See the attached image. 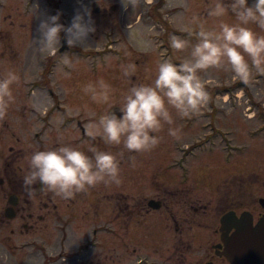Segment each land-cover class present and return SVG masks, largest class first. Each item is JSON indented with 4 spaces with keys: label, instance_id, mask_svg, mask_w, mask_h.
I'll return each mask as SVG.
<instances>
[{
    "label": "rangeland",
    "instance_id": "374dc122",
    "mask_svg": "<svg viewBox=\"0 0 264 264\" xmlns=\"http://www.w3.org/2000/svg\"><path fill=\"white\" fill-rule=\"evenodd\" d=\"M81 3L91 9L96 29L89 37L88 46H68L67 50L53 58H42L33 43V38L38 35L36 29L39 24L33 5H39L37 13L41 18L42 9L58 7L59 22L63 24L62 17L67 15V27ZM160 3V0H154L153 6H160ZM95 7L100 9L98 13L94 11ZM140 8V11H145L147 5L142 4ZM135 13L136 10L131 7L125 11L121 0H52V5L47 0H0V78L8 72H14L19 78L11 85L13 101L6 114L0 118V165L7 158L8 147L18 146L10 131L18 136L20 126L24 124L20 114L23 108L26 112V127L30 131L37 130L38 126L33 124L28 109L34 107L44 110L45 107L58 103L68 110L67 117L73 116L74 119L85 121L90 135L95 131L90 125L106 112L119 108L124 94L132 84L152 83L159 62L167 59L180 64L187 58L188 52H176L170 47V43L167 45L160 39L163 35L161 29L150 30L140 22L132 23ZM175 20L180 22L181 17L177 15ZM219 20L221 21L216 16L207 19L215 24ZM136 27L148 30L147 37L153 42V49L148 53L137 51L128 41L127 29ZM253 31L264 35V30ZM194 32L183 39L195 44L198 31ZM169 33L170 39V30ZM60 35L61 38L65 36L63 32ZM127 64H134L136 67L131 80L124 77L121 70V65ZM65 73H70V76L66 77ZM201 76L209 93L207 104L190 118H181L175 109H170L174 122L172 125L164 124L162 131L154 134L160 138V142L151 151L129 152L123 144H105L99 135L95 136L100 137L98 140L80 139V134L75 129L56 132L57 136L68 135L73 147L84 153L93 148L97 150L104 143L107 150L117 157L121 182H102L106 190H121L139 204L143 199L148 200L167 192L168 209L151 212L147 216L149 218L139 221L136 236H145L148 231L150 237L148 236L149 242H138L136 253L124 248L88 250L91 254L106 253L107 264H132L137 255L146 253L152 255L151 259L161 261L163 250L156 241L168 238V243L162 245V248L169 250L170 255L179 246L178 238L185 237L194 241L191 251L184 255L186 264H190L192 251H197V247L203 251L211 240L215 241L211 225L216 219V209L220 211L226 200L231 203L239 198L235 196V190L237 194L239 191L237 185L231 190L234 194L230 193L226 195L227 199L223 198L220 190L226 182L237 184L242 181L247 185L246 191L250 192L249 208L256 209V200L261 193L260 178L264 177L260 174L264 173V72L253 69L247 84L236 77L230 67L227 70L210 69L201 73ZM101 79L111 86L109 103L93 101L83 91L89 83L97 86L99 91L98 82ZM49 88L53 92V98L49 97ZM60 117V114L55 116L57 120ZM5 123L10 125L9 131L6 130ZM170 127L178 130L179 139L169 135ZM30 131L27 132V140ZM47 136V140L51 141L54 132ZM92 142L96 147H90ZM36 145L38 144L34 140L29 142L30 149ZM188 146L189 149L186 150ZM102 183L97 184V188ZM219 201L221 203L217 205ZM3 205L4 200L0 194V207ZM85 210L84 204H80L76 210L78 216L72 222L59 220L56 223H37L34 230L22 235L15 223L8 228L0 227V261L4 258L2 253L7 252L8 262L17 264L36 261L41 264H82L83 262L76 260L75 253L83 248L86 241L91 240L92 231L99 226V223L82 218ZM91 214L90 212L89 215ZM190 221L194 225L187 228ZM200 223L204 226H197ZM107 225L113 230L115 223L111 219ZM174 225L179 226L180 233L175 232ZM145 227L148 228L147 231L144 230ZM11 228L14 229V234H11ZM130 229L128 224L122 231L129 234ZM106 234L104 237L107 242L123 247L119 243L120 237L117 240L112 234ZM86 236L89 237L85 238ZM34 251L37 255L32 254ZM176 260L177 257L175 260L169 259L172 264Z\"/></svg>",
    "mask_w": 264,
    "mask_h": 264
},
{
    "label": "clouds",
    "instance_id": "9594fccd",
    "mask_svg": "<svg viewBox=\"0 0 264 264\" xmlns=\"http://www.w3.org/2000/svg\"><path fill=\"white\" fill-rule=\"evenodd\" d=\"M152 3L154 0H121L125 11L129 7L136 9L142 4ZM33 7L39 19L36 29L38 35L33 38V43L42 58L55 54L61 44V32L65 34L69 47L88 46L89 37L96 29L91 9L87 5L81 3L67 27L59 22V12L41 18L37 13L39 5ZM229 10L238 22L228 24L221 21L218 30H206L201 24L195 44L172 35L170 47L176 52H188L187 58L180 64L167 59L159 62L152 83L132 84L119 106L121 115L117 116L113 110L106 112L90 125V128L95 129L90 135L93 138L99 135L107 145L123 144L129 152L151 151L160 142V138L154 134L161 132L164 124L172 125L174 122L170 109H175L181 118H190L207 104L209 93L201 73L210 69L227 70L230 67L234 75L247 84L253 69L264 72V35L248 27L256 23L264 30V23L261 22L264 0H252L251 4L249 0H230L228 4L218 2L209 14L222 17ZM147 31L141 27L127 29L128 41L142 53L153 49ZM121 70L123 76L131 80L136 67L134 64L121 65ZM65 76L69 77L70 73H65ZM18 79L14 72H8L0 78V118L6 114L13 101L11 85ZM98 87L99 91L97 86L89 83L83 91L93 101L109 103L111 86L101 79ZM169 135L179 139L178 130L171 127ZM90 151L93 153L91 156L69 145L33 152L28 161L29 170L23 178L26 191L32 195L35 191L33 186L39 182L41 191L47 190L62 199H68L102 182L119 184L117 157L94 148Z\"/></svg>",
    "mask_w": 264,
    "mask_h": 264
},
{
    "label": "flooded vegetation",
    "instance_id": "af4514ba",
    "mask_svg": "<svg viewBox=\"0 0 264 264\" xmlns=\"http://www.w3.org/2000/svg\"><path fill=\"white\" fill-rule=\"evenodd\" d=\"M47 1L52 5V0ZM160 2V6H153V3L147 5L145 11H140V9H142L140 7L136 8L135 18L132 23L136 24L140 22L145 28L150 30L161 29L163 35L160 39H162L167 45H169L170 40L168 36L170 34L169 30L172 35L184 38L191 32L195 33L194 31H199L201 24L206 30H211L217 29V26L221 21L228 24H236L238 22L230 10L226 15L216 17L217 19H221V21L219 20V23L215 24L214 22L207 21L211 16L209 13L214 9L218 2L228 4L230 0H160ZM251 2L252 0H249L250 4ZM58 9L59 8L56 6L42 9V17L56 15ZM99 10L98 7L94 8V11L97 13ZM30 11L31 8L29 9V12ZM177 15L181 17L180 22H176L175 20V16ZM67 20V15L62 17L63 25L66 26L65 23ZM202 20L205 24L202 23ZM261 22L264 23V18L261 19ZM249 26L252 27L253 30H261L256 23L249 24L248 27ZM67 49L68 45L66 43L65 50ZM57 54H61L59 53V48L55 51V54L50 55V57L53 58ZM31 93L32 92H29V94ZM48 94L49 97H54L50 88ZM28 112L29 116L32 117L33 124L37 125L38 129L30 131L29 128L26 127V112L25 108H23L20 114L24 124H21L22 126H20L18 136H16L14 131H10L11 137L15 139L18 146L8 147L7 158H4V162L0 165V194L1 198L4 200V205L0 207V227L8 228L12 223H15L19 234L22 235L34 230L37 223H56L59 222V220H62L60 222H72L73 219L78 216L76 213L77 208L80 204H84L86 210L84 211L82 218L87 221L89 220V222L99 223V226L97 230L92 231L91 240L86 241L85 244H83V250H78V252L75 253L76 260L85 264H107L106 258L108 255L106 253L103 252L98 254L93 252L91 254L88 250H121L124 248L136 253L138 242H146V240L149 242L150 237L147 227L144 228V230L147 231L145 236H136L139 221L144 220V218H149L147 216L151 212L168 209L169 204L166 201L167 192L164 191L161 196L157 195L148 200L143 199L141 204H139L136 199L128 197V194L121 190L115 188L113 191L106 190L105 185L102 183L100 184L101 187L98 185L97 188L96 185L85 192L77 193L73 198L62 199L47 190L41 191L40 189L42 185L37 182L33 186L35 188L34 193L29 195L24 187L23 178L29 170L28 161L31 154L35 151L51 150L60 146L70 145L73 147V142L68 135L57 136L56 132H67L70 129H75L80 134V139L91 138V140H98L100 137H91L85 121L83 122L79 119H74L73 116L71 118L67 117L69 116L67 113L68 110L60 107L58 103L51 104L49 107H45L44 110H41V108L30 107ZM57 114H60L61 116L59 120L55 118ZM5 124V126H7L6 130L9 131L8 126L10 125L7 123ZM28 131H30V134L27 140L26 135L28 134ZM53 132L54 137L51 141H48L47 139L49 136L47 135ZM31 140H34L38 144L33 149L29 148V142ZM93 146L96 147L94 143L90 147ZM98 147V151L110 152L109 149L107 150L108 147L104 143L102 146L100 145ZM188 149L189 146L186 150ZM85 153L89 156L93 154L91 151ZM260 174L264 176V173ZM234 184L235 183L226 182L225 184H222L220 191L223 193V198H226V195H229L230 193L234 194L231 190L237 185L239 191L237 194L235 190V196H238L239 198L231 203L226 200L224 204H222V207H220V211L219 209H216L217 220L214 219V223L211 225V232L213 240L215 239V241L211 240L210 243L204 247L203 251H200L199 247L196 248L197 251H192V257L190 256L189 258L190 264H230L227 258L223 255L224 250H229V248L225 247L222 241L223 239L230 237L236 229L233 226L229 227V229H220L221 218L224 214L233 212L234 219L239 221L242 213L247 212L251 214L250 221L253 225H256L260 221L263 222L264 225V177L260 178L259 188L261 193L256 200L257 206L254 210L249 208L248 199L250 192L249 190L246 191L247 185L242 181H238L237 184ZM220 203L221 201H219L217 205ZM108 207H110L109 211ZM194 211H196L195 208ZM90 212L92 213L91 215H89ZM108 217L110 220L112 219V221H114L115 225L113 227L115 230H110L112 227L107 225V223L110 222ZM170 218L172 219L173 216H170ZM243 222L247 221L244 220ZM128 224H130L131 227L130 233H123L122 229L125 230ZM191 224L194 225V222L190 221L187 228H189ZM197 226L202 227L204 225L200 223ZM174 230L175 232H179V226L174 225ZM10 232L11 234H14L15 231L11 228ZM106 233L112 234V237L117 238V240L118 237H120L119 243H122L123 247L119 246V244L107 242L106 237H104L107 235ZM88 237L89 236H86L85 238ZM160 240H157L156 242H158L157 245L163 250L161 251V261L151 259L150 257L152 255L146 253L137 255L132 264H172L169 259L174 258L175 260L176 257L178 260H176L174 264H186V258H184L185 252L189 253L192 248L191 244L194 243L191 238H178L177 242L179 246L176 247L170 255L169 250L162 248V245L166 242L168 243V238H166V240L163 238L161 241ZM67 241L69 242V240ZM2 254L4 255V258L3 261H0V264H17L8 262L9 254L7 252ZM32 254L37 255L35 251ZM29 255L30 254H28V256ZM1 257L2 256L0 255V258ZM69 260L73 261V259ZM29 264L41 263L36 261Z\"/></svg>",
    "mask_w": 264,
    "mask_h": 264
},
{
    "label": "water",
    "instance_id": "95a60500",
    "mask_svg": "<svg viewBox=\"0 0 264 264\" xmlns=\"http://www.w3.org/2000/svg\"><path fill=\"white\" fill-rule=\"evenodd\" d=\"M61 43L63 47L60 48V52L66 46L65 38L61 39ZM113 111L117 116L121 115L119 108H115ZM234 218L233 212H228L221 218V230L229 229L232 226L236 229L230 237L223 239L224 246L229 248V250H224L223 255L230 264H264L263 222L260 221L253 225L250 221L251 214L247 212L242 213L239 221ZM244 220L247 222H243Z\"/></svg>",
    "mask_w": 264,
    "mask_h": 264
}]
</instances>
